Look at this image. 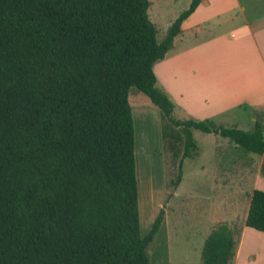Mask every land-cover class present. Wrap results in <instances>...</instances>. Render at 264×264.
<instances>
[{"label":"trees","instance_id":"trees-1","mask_svg":"<svg viewBox=\"0 0 264 264\" xmlns=\"http://www.w3.org/2000/svg\"><path fill=\"white\" fill-rule=\"evenodd\" d=\"M200 2L158 42L149 0H0V264H150L164 216L141 235L132 89L179 128L163 136L183 142L182 159L197 150L194 130L264 154L261 122L182 119L157 84L154 65ZM244 225L264 233V191ZM236 245L218 226L201 264H232Z\"/></svg>","mask_w":264,"mask_h":264},{"label":"rangeland","instance_id":"rangeland-1","mask_svg":"<svg viewBox=\"0 0 264 264\" xmlns=\"http://www.w3.org/2000/svg\"><path fill=\"white\" fill-rule=\"evenodd\" d=\"M149 2L148 16L161 42L192 0ZM129 104L135 132L141 235L149 231L161 212L164 216L163 225L146 250L149 263L201 264L204 242L218 226L227 225L236 242L239 240L251 195L258 190L257 181L264 179V154L244 153L227 139L194 130L197 150L182 159L183 142L163 136L164 127L173 135L181 134L179 128L163 119L161 111L135 89L129 93ZM179 175L180 183L175 188ZM246 243L248 259L244 264H264V233L249 229Z\"/></svg>","mask_w":264,"mask_h":264},{"label":"crops","instance_id":"crops-1","mask_svg":"<svg viewBox=\"0 0 264 264\" xmlns=\"http://www.w3.org/2000/svg\"><path fill=\"white\" fill-rule=\"evenodd\" d=\"M153 71L180 118L245 131L256 122L263 127L264 0H201ZM257 189L264 191V179ZM249 229L241 230L232 264L248 259Z\"/></svg>","mask_w":264,"mask_h":264}]
</instances>
